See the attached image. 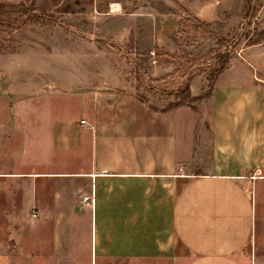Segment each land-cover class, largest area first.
Returning a JSON list of instances; mask_svg holds the SVG:
<instances>
[{
  "label": "crops",
  "instance_id": "obj_1",
  "mask_svg": "<svg viewBox=\"0 0 264 264\" xmlns=\"http://www.w3.org/2000/svg\"><path fill=\"white\" fill-rule=\"evenodd\" d=\"M252 48L218 74L198 112L154 110L96 86L74 103L44 102L43 172L32 177L73 186L69 202L60 194L38 210L58 217L51 222L60 243H87L94 262L102 247L139 262L264 264L255 208L264 178V64Z\"/></svg>",
  "mask_w": 264,
  "mask_h": 264
},
{
  "label": "rangeland",
  "instance_id": "obj_2",
  "mask_svg": "<svg viewBox=\"0 0 264 264\" xmlns=\"http://www.w3.org/2000/svg\"><path fill=\"white\" fill-rule=\"evenodd\" d=\"M249 48L264 64V0H0V264H170L102 247L94 262L87 243L59 242L58 217L41 216L43 226L38 210L60 194L66 204L73 188L32 177L43 172L44 102L74 103L96 86L154 110L198 112L218 74ZM203 157H212L209 143ZM257 193L264 253V178Z\"/></svg>",
  "mask_w": 264,
  "mask_h": 264
},
{
  "label": "built area",
  "instance_id": "obj_3",
  "mask_svg": "<svg viewBox=\"0 0 264 264\" xmlns=\"http://www.w3.org/2000/svg\"><path fill=\"white\" fill-rule=\"evenodd\" d=\"M79 122H80V124H82V125L86 124L85 119H81ZM82 200H83V201H87V200H88V201L92 202L93 199H92V197H90V196H89V197H88V196H82Z\"/></svg>",
  "mask_w": 264,
  "mask_h": 264
},
{
  "label": "trees",
  "instance_id": "obj_4",
  "mask_svg": "<svg viewBox=\"0 0 264 264\" xmlns=\"http://www.w3.org/2000/svg\"><path fill=\"white\" fill-rule=\"evenodd\" d=\"M220 72V71H219ZM218 72V73H219ZM212 87H213V85H210L208 88H209V90L211 91L212 90ZM182 101L183 102H185L186 104H190V103H188L189 102V100H187V96L185 97H182ZM194 110L196 109L195 107H193V106H191Z\"/></svg>",
  "mask_w": 264,
  "mask_h": 264
},
{
  "label": "bare ground",
  "instance_id": "obj_5",
  "mask_svg": "<svg viewBox=\"0 0 264 264\" xmlns=\"http://www.w3.org/2000/svg\"><path fill=\"white\" fill-rule=\"evenodd\" d=\"M110 7H111L112 10H117L118 9V5L115 4V3L112 4Z\"/></svg>",
  "mask_w": 264,
  "mask_h": 264
}]
</instances>
